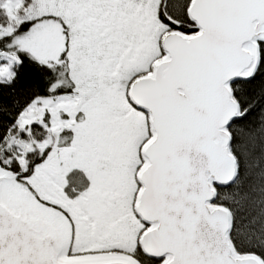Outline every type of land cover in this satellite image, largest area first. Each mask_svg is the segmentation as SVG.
<instances>
[{
	"label": "snow or ice",
	"instance_id": "1",
	"mask_svg": "<svg viewBox=\"0 0 264 264\" xmlns=\"http://www.w3.org/2000/svg\"><path fill=\"white\" fill-rule=\"evenodd\" d=\"M26 64L0 264H264V0H0V87Z\"/></svg>",
	"mask_w": 264,
	"mask_h": 264
},
{
	"label": "trees",
	"instance_id": "2",
	"mask_svg": "<svg viewBox=\"0 0 264 264\" xmlns=\"http://www.w3.org/2000/svg\"><path fill=\"white\" fill-rule=\"evenodd\" d=\"M261 79L258 77L249 86V95H254L259 90ZM45 83L41 72L36 67L26 64L20 69V75L16 83L11 87H0V104L7 107L10 111H15V103H23L35 94H43ZM256 113H252L249 120L254 119ZM10 117L0 113V121L6 122Z\"/></svg>",
	"mask_w": 264,
	"mask_h": 264
}]
</instances>
